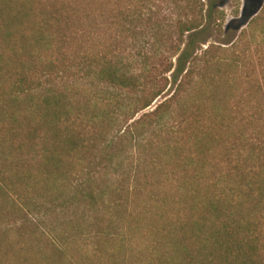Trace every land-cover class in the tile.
<instances>
[{"label":"trees","instance_id":"1","mask_svg":"<svg viewBox=\"0 0 264 264\" xmlns=\"http://www.w3.org/2000/svg\"><path fill=\"white\" fill-rule=\"evenodd\" d=\"M213 18L225 20L214 0H0L5 160L47 182L87 159L107 184L114 157L166 129L133 187L192 209L165 227L184 264H264V5L230 46L187 42ZM96 181L74 187L72 207L102 210Z\"/></svg>","mask_w":264,"mask_h":264},{"label":"rangeland","instance_id":"2","mask_svg":"<svg viewBox=\"0 0 264 264\" xmlns=\"http://www.w3.org/2000/svg\"><path fill=\"white\" fill-rule=\"evenodd\" d=\"M204 1L209 4L212 0ZM214 1L224 11L225 20L222 26H215L213 18L199 34L186 37L198 49L211 43L227 47L238 42L243 29L264 5V0ZM34 62L40 64L39 60ZM173 88L170 84L135 119L153 111L171 95ZM3 126L0 125V264H184L182 241L171 243L165 227L179 218L190 217L192 209L174 208L168 202L153 207L150 198L153 193H137L133 187L140 161L156 160L152 151L146 149L147 144L164 143L163 138L168 136L166 129H159L157 134L152 132L151 137L147 135L141 146L131 143L128 153L114 157L110 163L111 176L107 174L109 183L105 184L102 175L105 167L87 159L67 164L66 174H48L47 182L32 181V176L38 174L37 167L29 168L20 157H14V162L5 160L4 152L10 150L3 144L4 137L7 138ZM120 134L118 127L109 136L117 138ZM185 149L190 148L187 145ZM148 174L155 178L159 171L154 168ZM90 176L97 180L100 189L97 196L105 189L99 211L84 201L72 207L70 200L74 187ZM169 194L166 192L163 198ZM40 202L50 205V212L37 209L35 205Z\"/></svg>","mask_w":264,"mask_h":264}]
</instances>
